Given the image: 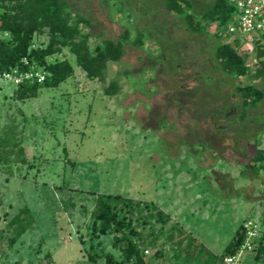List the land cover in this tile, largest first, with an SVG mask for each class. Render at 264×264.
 Returning a JSON list of instances; mask_svg holds the SVG:
<instances>
[{
  "label": "rangeland",
  "instance_id": "374dc122",
  "mask_svg": "<svg viewBox=\"0 0 264 264\" xmlns=\"http://www.w3.org/2000/svg\"><path fill=\"white\" fill-rule=\"evenodd\" d=\"M70 1L90 14L95 32L104 30L106 35L116 36L118 26L107 20L105 9L96 0ZM131 1L136 8V3L142 6L146 0ZM147 1L152 14L154 0ZM156 1V8L162 7V1ZM193 1L203 9L212 0ZM129 19L152 26L159 34L167 32L161 31L163 25L167 29L172 25L174 38H163L171 43L163 45L160 53L155 43H147L146 48L162 57L157 67H152L149 50L130 47L122 61L109 63L108 80L117 71H131L128 77L120 75L122 90L116 97L105 95L102 83L88 79L77 66L75 75L65 83L44 88L40 96L24 102L14 98L13 84H0V131L16 118L28 154L27 164H13L14 175L0 171V264H94L87 257L91 244L101 254L95 264H105L109 251L120 258V250L113 247L114 233L90 239L95 208L91 191L119 193L126 198L119 204L124 210L132 208L129 215L138 233L135 239L150 264H185L184 260L198 254H203V259L208 253L220 255L243 221L251 216L261 223L264 177L257 178L252 172L247 178L240 177L242 164L254 154L246 140L234 144L228 134H208L207 127L213 124L208 115L201 117L208 142L226 156L215 162L221 174L216 173V180L211 174L214 169L200 170L195 162L200 159L198 152L183 163L187 144L181 142L184 138L189 144L197 141L194 128L198 129L199 111L194 85L202 79L196 74L198 66L182 57H197L193 45L206 43L210 49L212 37H206L208 42L200 37L193 45L187 40L174 46L171 39L186 37L169 13ZM216 26L211 24L209 30L215 32ZM239 44L240 51L251 59V74L239 81H255L256 47L244 41ZM171 53L181 57V70L175 69L177 60ZM208 54L206 50L198 55ZM259 141L264 149V130ZM167 150L176 158L174 165L164 161ZM212 162L209 158L202 164ZM182 163V171L176 173ZM229 172V180L236 184L231 195L220 186L226 182L224 173ZM206 173L212 175L211 180L204 179ZM24 205L31 208L34 225L11 245L13 231L7 224ZM212 263L225 264L216 257Z\"/></svg>",
  "mask_w": 264,
  "mask_h": 264
},
{
  "label": "trees",
  "instance_id": "16d2710c",
  "mask_svg": "<svg viewBox=\"0 0 264 264\" xmlns=\"http://www.w3.org/2000/svg\"><path fill=\"white\" fill-rule=\"evenodd\" d=\"M96 1L102 9H105L107 20L118 26L116 36L106 35L104 30L95 32V21L90 14L84 9L73 6L70 0H0V68L10 70L12 67H19L21 70H29L30 64L35 63L41 68L44 67L48 73L43 82H38L36 79L35 81L25 80L15 87L14 98L24 102L40 96L44 88L59 87L75 75L76 66L85 72L88 79L101 82L105 95L116 97L122 90L120 75L128 77L131 71L129 68L117 71L115 76L108 80L109 63L122 61L130 47L149 50L147 54L153 60L152 67H157L163 62L162 57L152 49L146 48L147 43L150 41L155 43L160 53L163 51V45L170 42L163 38L165 36L170 38V35L174 38L172 25H168L170 29L163 25L160 28L161 31L167 32L159 34L152 26L136 24L129 18H148L167 12L173 16L176 25L181 27L179 29L185 33L186 37L184 39L177 37L179 39L176 41L171 39L174 40L172 43L174 46L175 44L180 46L182 44L180 41L187 40L193 45L196 38L200 37L208 42L207 36L212 37L209 40L213 43L210 49L205 46L206 43L200 46L193 45L192 49L197 51V57H182L188 58L192 62L190 65L198 66L196 74L197 76L200 74L198 77L202 79V81L197 80L194 85L197 89L195 101L198 102L199 111L198 129L194 128V131L198 133L197 141L189 144L184 138L185 140L181 142L187 144L183 163L192 159L194 153L198 152L200 159L199 162L197 160L195 162L201 167L200 170L214 169L211 174L216 180V173L221 174L219 169H215V162L218 161V157L220 159L226 156L222 155L221 149L215 148L208 142L206 129L201 127L200 123V118L208 115L210 123L213 124L207 127L210 128L208 134H228L229 137L234 138V144L244 139L254 150V154L249 157H247L248 152L245 151L244 157H247V160L242 164L240 177L247 178L249 172L257 178L264 177L262 175L264 149L260 147L259 141L261 131L264 130L262 119L264 116V45L255 46L258 58V65L253 73L255 81H239L240 77L251 74L249 67L251 59L247 52H242L238 48L242 45L239 44L240 41L238 39L230 41V35L227 33L228 24L235 13L234 4L230 0H212L205 8L198 9L193 0H161L162 7L156 8L157 1L154 0V12L151 14L147 0L142 6L136 3L138 6L136 8L130 4L133 2L131 0ZM213 23L217 25L215 32L209 30ZM42 35L46 37V40L38 39ZM206 50L210 51L206 57L198 55L200 53L202 56ZM171 55H175L172 58L177 60L175 69L181 70L183 66L179 63L181 57L176 56L175 53ZM23 57L29 59V65L22 61ZM232 149H235L233 145ZM169 150L164 161L170 160L174 165L176 158L169 155ZM209 158L213 160L211 164H202ZM17 163L27 164L28 154L20 123L12 117L0 131V171L7 172L8 176L14 175L13 164ZM183 163L176 173L182 171ZM30 165L34 166V162ZM224 174H226V182L219 184L231 195L236 184L234 180H229L230 172ZM211 177L210 174H204V179L208 181L212 179ZM91 192L95 194V208L92 212L90 239H99L102 235L114 233L113 247L120 250V258L111 251L107 252L105 264H150L144 250L135 239L138 233L129 215L133 212L132 208L124 210V207L119 204L125 202L126 198L119 193ZM160 215L163 216L162 213ZM34 221L31 208L28 205L21 207L7 224V227L13 231L10 244L14 245L31 229ZM261 223L264 224V214L261 217ZM245 238L246 229L243 221L220 255L208 253V257L203 259V254H198L197 257L187 258L184 262L185 264H213L215 257L223 260L227 254L236 253ZM81 241L85 242L82 236ZM100 256L101 254L91 244L87 253L89 261L95 264ZM252 258L255 263L264 264V230L257 241L256 253Z\"/></svg>",
  "mask_w": 264,
  "mask_h": 264
},
{
  "label": "built area",
  "instance_id": "2783aa9c",
  "mask_svg": "<svg viewBox=\"0 0 264 264\" xmlns=\"http://www.w3.org/2000/svg\"><path fill=\"white\" fill-rule=\"evenodd\" d=\"M235 6V13L227 27L230 41H244L254 45H264V0H230ZM231 37H234L231 40ZM35 46V45H34ZM22 61L29 65V59L23 57ZM1 67V62H0ZM48 73L35 63L30 64L29 70H21L19 67H12L10 70L0 68V84H13L19 86L25 80L43 82ZM246 238L240 249L234 254H227L224 258L225 264H257L253 256L248 258L245 253H256L257 241L264 230V224L259 223L255 218L250 217L244 221Z\"/></svg>",
  "mask_w": 264,
  "mask_h": 264
},
{
  "label": "crops",
  "instance_id": "0c3cea01",
  "mask_svg": "<svg viewBox=\"0 0 264 264\" xmlns=\"http://www.w3.org/2000/svg\"><path fill=\"white\" fill-rule=\"evenodd\" d=\"M250 200L252 201L253 199H250ZM207 257H208V256H207ZM207 257H206V258H207ZM206 258H205V259H206Z\"/></svg>",
  "mask_w": 264,
  "mask_h": 264
}]
</instances>
